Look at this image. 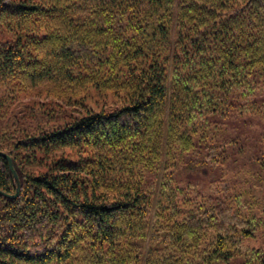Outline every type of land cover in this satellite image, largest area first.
Listing matches in <instances>:
<instances>
[{"label": "trees", "instance_id": "1", "mask_svg": "<svg viewBox=\"0 0 264 264\" xmlns=\"http://www.w3.org/2000/svg\"><path fill=\"white\" fill-rule=\"evenodd\" d=\"M166 13L175 15L178 30L177 49L169 56L160 50L172 38L173 19ZM4 15L49 20V32L41 43L44 63L27 64L31 59L25 50H17L20 39L14 47L0 42V69L17 65L37 70V76L29 77L41 82L52 72L62 75L75 50L93 45L92 36L106 41L101 49L102 42H94L93 55L103 52L100 63L115 69L125 64L135 74L128 82H133V93L121 110L87 115L18 142L17 149L43 152L48 172L27 175L13 150L0 148L11 157L21 182L17 198L0 194L7 209L0 216L5 223H0V264H117L119 254L121 264H131L130 258L146 252L138 241L148 239L154 216L160 225L161 216L168 229L156 235L162 225H153L150 236L156 249L149 251L150 264H236L241 243L254 237L263 220L245 214L242 197L233 196L225 181L214 180L205 199L184 210L173 203L155 210L138 190L127 189L111 201L102 192L101 174L65 154L96 143L114 146L125 158L129 144L142 155L150 153V162L157 163L165 141L171 152L175 147L192 152L199 138L207 139L212 119L229 109L233 94L251 102L257 97L258 82H264V0H179L177 5L176 0H0V18ZM149 16H154L152 34L142 21ZM133 26L145 27L137 45L128 31ZM159 39L155 47L152 42ZM0 190L17 192L3 156ZM82 227L93 232L85 246L76 242ZM19 230L25 232L24 244L18 242ZM208 238L211 244L205 246ZM261 254L249 251L241 264H264Z\"/></svg>", "mask_w": 264, "mask_h": 264}, {"label": "rangeland", "instance_id": "2", "mask_svg": "<svg viewBox=\"0 0 264 264\" xmlns=\"http://www.w3.org/2000/svg\"><path fill=\"white\" fill-rule=\"evenodd\" d=\"M178 1L176 0V5ZM154 16L142 20L151 28V34L155 32ZM164 16L173 19L169 26L172 36L170 46L160 47L161 51H168L169 56L170 52L172 54L177 49L178 30L174 25L177 21L175 15L170 13ZM48 23L49 20L41 18L27 21L4 15L0 18V42L3 45L6 43L7 47L10 44L14 47L21 39L22 44L17 45L16 49L25 50L26 56L31 59L26 60L27 64L44 63L45 49L41 43L48 35ZM144 30L143 26L129 27V35L134 45L143 41L141 33ZM85 35L87 33L81 36ZM89 37L93 45L82 47L81 51L75 50L73 58L70 57L64 66L66 71L62 75L57 76L52 72L41 82L30 80L29 74L37 76V70H22L20 67L16 68L17 65H10L11 69H0V148L13 150L18 162L25 165L27 175H42L48 172L50 164L46 160L47 156L39 150L33 155L32 150L17 149L18 142L23 138L44 136L45 133L65 127L73 120L92 114L113 113L129 103L133 82H128L134 76V70L125 64L115 69L106 62L100 63L101 59L98 57L103 52L93 55L94 42L101 41V49L106 41H102L101 37ZM160 40L152 42L155 47ZM146 43L150 46V41ZM133 50L131 48L128 51ZM258 83L257 97L252 102L245 97L240 99L236 93L231 96L229 109L224 115L212 119L213 123L206 131L207 139H204L205 136L199 138L198 145L190 153H184L176 147L171 152V145L165 141L166 149L160 155L163 158L161 161L157 160V163L150 162V153L142 155V152L133 149L135 146L129 144H126L129 152H123L125 158L114 146H97L96 143L89 147L74 148L65 155L86 170H96L101 174V183L104 186L102 192L111 201L119 199L120 193L121 196L127 194V189L134 192L138 190L146 194L148 202L152 203L155 210L160 204L167 208L172 203L177 209L184 210L187 206L203 201L204 196L210 193L214 180L225 181L233 196L242 197L245 214L250 218L258 217L263 220V225L254 237L241 243L237 250L240 257L236 264L244 262L252 250H261L264 258V82ZM100 164L101 167L97 168ZM130 194L133 195L132 192ZM5 206L0 198L1 217L7 213ZM155 217L157 216L148 225V239L145 243L138 241L141 246L145 244L146 252L130 258L127 263L150 264L149 251L151 248L156 249L155 243L151 244L153 225H162L156 235L159 231L168 229L161 216V225ZM166 222H170L169 216ZM0 223L5 224L4 221ZM156 230L157 228L155 232ZM24 233L19 230L16 234L20 237L18 242L21 244H24ZM92 234L91 228L82 227L76 242L85 246ZM208 239L205 246L211 244L210 238ZM13 244L20 245L16 242ZM119 255L114 257L118 260L117 264H121Z\"/></svg>", "mask_w": 264, "mask_h": 264}, {"label": "water", "instance_id": "3", "mask_svg": "<svg viewBox=\"0 0 264 264\" xmlns=\"http://www.w3.org/2000/svg\"><path fill=\"white\" fill-rule=\"evenodd\" d=\"M0 156H3V157H5L8 160L10 170H11L13 176H14L15 181L17 182V192H16V194L10 195V194L4 193L1 190H0V194L5 196V197H8V198H17L19 196V194H20L21 182H20V179H19V177H18V175H17V173H16V171L14 169L13 161H12L11 157H9L6 154L0 153Z\"/></svg>", "mask_w": 264, "mask_h": 264}]
</instances>
